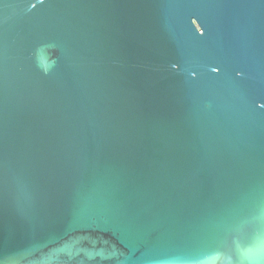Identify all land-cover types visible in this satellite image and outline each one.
<instances>
[{"label":"water","instance_id":"1","mask_svg":"<svg viewBox=\"0 0 264 264\" xmlns=\"http://www.w3.org/2000/svg\"><path fill=\"white\" fill-rule=\"evenodd\" d=\"M6 264H264V0H0Z\"/></svg>","mask_w":264,"mask_h":264},{"label":"snow or ice","instance_id":"2","mask_svg":"<svg viewBox=\"0 0 264 264\" xmlns=\"http://www.w3.org/2000/svg\"><path fill=\"white\" fill-rule=\"evenodd\" d=\"M0 264H6V261L2 258H0Z\"/></svg>","mask_w":264,"mask_h":264}]
</instances>
